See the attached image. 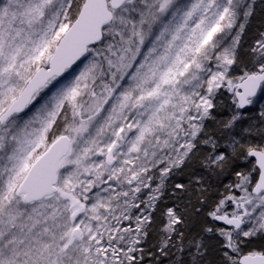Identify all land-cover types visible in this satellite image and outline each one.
<instances>
[{
    "label": "snow or ice",
    "instance_id": "obj_1",
    "mask_svg": "<svg viewBox=\"0 0 264 264\" xmlns=\"http://www.w3.org/2000/svg\"><path fill=\"white\" fill-rule=\"evenodd\" d=\"M264 0H0V264H264Z\"/></svg>",
    "mask_w": 264,
    "mask_h": 264
},
{
    "label": "rangeland",
    "instance_id": "obj_2",
    "mask_svg": "<svg viewBox=\"0 0 264 264\" xmlns=\"http://www.w3.org/2000/svg\"><path fill=\"white\" fill-rule=\"evenodd\" d=\"M258 3H259V0H258ZM259 29H264V10H261L260 8L257 9L256 15L251 21L248 34L245 37V39L248 42H251V39L256 34L257 30Z\"/></svg>",
    "mask_w": 264,
    "mask_h": 264
}]
</instances>
